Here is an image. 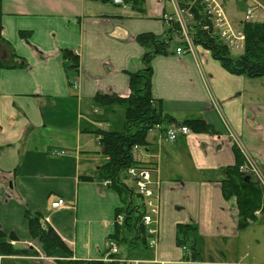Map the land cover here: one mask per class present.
I'll list each match as a JSON object with an SVG mask.
<instances>
[{
  "label": "crops",
  "instance_id": "1",
  "mask_svg": "<svg viewBox=\"0 0 264 264\" xmlns=\"http://www.w3.org/2000/svg\"><path fill=\"white\" fill-rule=\"evenodd\" d=\"M167 8L166 0H146L143 12L100 0H0V63L7 65L0 66V229L19 239L17 249H41L29 234L31 213L59 234L73 259L108 255L123 204L99 178L108 157L96 132L124 130L126 108L95 98L130 95L131 74L146 53L137 37L167 35ZM180 45L175 39L169 55L153 60V96L175 118L172 125L203 119L215 133L171 142L165 132L172 125H162L147 134L141 165L157 170L158 244L128 249L125 257L139 264H264V210L239 230L236 198L222 192L225 172L237 162L233 134L264 171V80L231 74L203 49L178 55ZM67 51L78 58L77 72L66 70ZM17 63L25 67L11 66ZM59 199L66 207L52 209ZM188 224L194 228L180 246L178 227ZM37 262L0 256V264Z\"/></svg>",
  "mask_w": 264,
  "mask_h": 264
},
{
  "label": "trees",
  "instance_id": "2",
  "mask_svg": "<svg viewBox=\"0 0 264 264\" xmlns=\"http://www.w3.org/2000/svg\"><path fill=\"white\" fill-rule=\"evenodd\" d=\"M100 1L104 4L113 2V0ZM123 1L125 5L131 6L138 12L144 11L146 0ZM179 1L182 3V0ZM190 11L193 20L189 24V28L197 47L210 52L212 57L233 75L245 76L249 79L264 78V23H239L245 34V47L242 54L234 56L223 42L214 37L207 29H203L206 22L203 3L195 2ZM167 29V35L157 36L145 33L137 37V42L146 49V53L142 58V69L131 74V93L127 98L103 94H98L95 98L97 104L102 106L118 104L126 108L124 130L119 132L99 130L96 132L103 153L108 157L106 164L99 168V178L109 182L111 189L119 193L123 204L117 213L124 214V223L116 224L115 232L110 237L120 248L122 245H128L130 249L139 245L150 248V236L143 221L147 214L144 198L137 193L136 188L128 186L127 181L131 179L128 171L138 167V163L133 157V148L147 146L146 137L151 130L176 122L173 116L161 109L160 101L156 100L152 93L153 60L157 56L169 55L175 39L180 37L178 23H169ZM21 36L27 37L24 33H21ZM64 57L67 60V72H77L79 69L77 56L67 51L64 53ZM18 65L17 63L11 66L25 67V64ZM0 66L7 67L4 63H0ZM184 125L188 126L192 132L215 133L213 127L203 119L187 120ZM237 153L236 165L229 167L225 172L222 192L226 200L236 198L239 211L238 227L239 230H245L258 220L255 212L263 211L264 191L255 179L248 178L239 172V166L243 164V157L238 149ZM26 217L31 238L40 243L41 250L47 257L54 258V264H116L104 260L78 261L73 259L71 249L59 234L53 228H45L42 225L41 215L32 216L31 213H27ZM193 228L190 224L179 225L177 241L180 246L186 242ZM12 242H19V239L14 234L7 235L0 229V256H33L37 254L34 251L19 250ZM192 248L194 253L191 257L194 259L200 257L199 248L196 245Z\"/></svg>",
  "mask_w": 264,
  "mask_h": 264
},
{
  "label": "built area",
  "instance_id": "3",
  "mask_svg": "<svg viewBox=\"0 0 264 264\" xmlns=\"http://www.w3.org/2000/svg\"><path fill=\"white\" fill-rule=\"evenodd\" d=\"M184 6L178 2V0H170L174 7L176 17L172 15H165L164 18L167 22L177 21L180 25V35L182 40V46L176 50L177 54H192L198 55L196 44L190 33L189 24L193 20V15L190 8L197 1H200L204 5V14L206 15V22L204 23V30H208L212 35L221 40L229 49L243 51L245 47V34L243 31L235 26L226 11L227 0H184ZM244 5V21L245 22H261L264 23V4L256 2V0H235ZM116 4H122L123 0H114ZM190 133V129L187 126H171L167 129L166 138L167 140L174 142L179 136H186ZM232 139L237 144L240 152L243 155V164L239 166V172L245 175L253 176L258 182L261 189L264 191V172L259 166L256 159L249 154L241 146V143L236 135H232ZM139 146L133 148V157L136 162L141 160L139 155ZM152 170L146 167H135L131 168L128 173L130 177L136 182L138 193L143 195L146 199V205L149 208V213L144 216V224L148 227V234L151 236L150 246L155 248L157 246V230L151 227L154 223L153 216L157 214V208L153 203V197L155 192L153 185L155 184L152 179ZM108 184V182H107ZM54 209H60L66 206V202L62 199L53 203ZM260 211L255 213V216H259ZM124 215L118 214L115 218L113 225L124 223ZM109 255L105 259L106 261L115 262L116 264H125L130 261L126 259L116 258L118 255L119 248L114 241L108 243ZM41 259L51 261L50 258L42 257Z\"/></svg>",
  "mask_w": 264,
  "mask_h": 264
},
{
  "label": "rangeland",
  "instance_id": "4",
  "mask_svg": "<svg viewBox=\"0 0 264 264\" xmlns=\"http://www.w3.org/2000/svg\"><path fill=\"white\" fill-rule=\"evenodd\" d=\"M258 1H260V2H264V0H257L256 2H258ZM262 4H264V3H262ZM228 7H229V12H230V14H231L232 19L234 20V22H235V19H234V16H233L232 12H234L235 9H237V15H238V18H242V17H243L242 13H241L240 11L238 12V7L236 6V4L234 5V3H233L232 0H229V1H228ZM167 12H168L169 14H172L174 17H176V13H175L174 7L172 6L171 3H168ZM198 51H200V49H198ZM232 53H233L234 56H238V55L242 54L243 51H240V50H233ZM261 79L264 80V78H261ZM127 184H128V186H130V187H132V188H135V187H136V185H135V183H134V181H133L132 179L128 180V181H127ZM259 217H260V216H259ZM247 233L250 234V231H248ZM192 239H193V237L190 239V241H189V243H188V247H191V246H192V244H193V240H192ZM39 249H40V248H39ZM128 249L131 251V249H130V247H128V245H122V246H121V252H122V255H123V256H126V255H127V250H128ZM129 250H128V251H129ZM34 252H36V251L34 250ZM41 254H42V257H45V254H44L42 251H41ZM34 255H35V254H34ZM34 260H35V259H34ZM36 261H37V260H36ZM50 263H52V262H50V261H46V260H41V261L37 262V264H50Z\"/></svg>",
  "mask_w": 264,
  "mask_h": 264
},
{
  "label": "flooded vegetation",
  "instance_id": "5",
  "mask_svg": "<svg viewBox=\"0 0 264 264\" xmlns=\"http://www.w3.org/2000/svg\"><path fill=\"white\" fill-rule=\"evenodd\" d=\"M2 45L0 46V56H1V54H2Z\"/></svg>",
  "mask_w": 264,
  "mask_h": 264
}]
</instances>
